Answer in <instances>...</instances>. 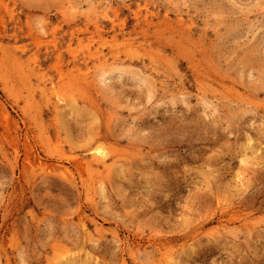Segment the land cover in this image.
Returning a JSON list of instances; mask_svg holds the SVG:
<instances>
[{"label": "rangeland", "instance_id": "rangeland-1", "mask_svg": "<svg viewBox=\"0 0 264 264\" xmlns=\"http://www.w3.org/2000/svg\"><path fill=\"white\" fill-rule=\"evenodd\" d=\"M0 264H264V0H0Z\"/></svg>", "mask_w": 264, "mask_h": 264}, {"label": "bare ground", "instance_id": "bare-ground-1", "mask_svg": "<svg viewBox=\"0 0 264 264\" xmlns=\"http://www.w3.org/2000/svg\"><path fill=\"white\" fill-rule=\"evenodd\" d=\"M96 152L98 158L101 157V159H104L106 157L105 153L102 150L97 149Z\"/></svg>", "mask_w": 264, "mask_h": 264}]
</instances>
